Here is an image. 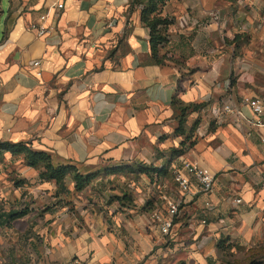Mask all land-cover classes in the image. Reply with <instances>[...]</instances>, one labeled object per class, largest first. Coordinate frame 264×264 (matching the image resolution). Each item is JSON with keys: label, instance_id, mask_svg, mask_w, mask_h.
Segmentation results:
<instances>
[{"label": "crops", "instance_id": "1", "mask_svg": "<svg viewBox=\"0 0 264 264\" xmlns=\"http://www.w3.org/2000/svg\"><path fill=\"white\" fill-rule=\"evenodd\" d=\"M143 2L0 0V143L96 174L82 189L71 173L59 185L5 151L0 221L25 213L0 225V264H210L219 239L264 231V126L224 110L253 119L248 101L264 104V0H167L162 61ZM174 99L192 122L172 166L208 168L213 189L184 195L140 173L138 199L125 197L118 166L157 169L181 148ZM167 199L180 206L165 236L154 213Z\"/></svg>", "mask_w": 264, "mask_h": 264}, {"label": "trees", "instance_id": "2", "mask_svg": "<svg viewBox=\"0 0 264 264\" xmlns=\"http://www.w3.org/2000/svg\"><path fill=\"white\" fill-rule=\"evenodd\" d=\"M167 0H146L143 2L142 8V21L148 24L151 27V44L153 55L159 61H162V57H160V49L163 47L167 40V30L168 27L174 23V19L170 17H163L160 15L161 8L165 5ZM176 105L177 110H179V127L177 129L178 133L183 134L184 132L181 131L183 126H185L186 116L188 113V106L182 105L178 100L174 99L173 101ZM191 145V142L188 139H185L182 144L181 148L174 150V155L177 153L181 154L184 152L185 146ZM5 151H10L13 154H25V159L31 165H41L44 167L43 177L46 179H54L57 181L59 185H62L66 176L71 173L77 183V188L82 189L84 186L89 183L96 174H82L78 172L77 168L71 165H59L54 166L51 164L50 156L45 153L34 152L30 149H27L22 143L18 144H11V143H0V160L3 158V153ZM137 167V173H146L151 167L154 170H158V168H154V166L144 164V163H134L131 165H121L118 166L114 171L115 172H125L126 170L132 171ZM135 171V170H134ZM132 171V172H134ZM92 175V176H91ZM25 211L17 212L12 211L5 214L4 218L1 216L0 225L10 224L15 218L19 217L20 215L24 214Z\"/></svg>", "mask_w": 264, "mask_h": 264}, {"label": "rangeland", "instance_id": "3", "mask_svg": "<svg viewBox=\"0 0 264 264\" xmlns=\"http://www.w3.org/2000/svg\"><path fill=\"white\" fill-rule=\"evenodd\" d=\"M7 3L8 0H2L4 10H6ZM188 119L189 118H187L188 123L186 122L185 126H183V129L181 130L184 132L182 134L184 139H187L186 133L191 127L190 122L192 121H189ZM192 126L195 127L194 123L192 124ZM162 157L164 160L161 167L158 168V171L156 172V170L149 167V170L145 174L149 177V179L153 181L155 180L156 176L159 175L161 177V181L165 182L169 191H172L171 182L173 181L174 171L172 162L175 155L171 154L170 156V153H168V156L162 155ZM149 165L155 166L154 164ZM136 170L137 167L132 170L134 172L126 170L125 172L120 171L118 173V177L116 180H119L118 182H120V185L124 186L125 189H123V192H127L125 197L136 196L138 199L139 194L136 193V187L139 185L138 183L141 182V177H138L140 174L137 173ZM123 175L129 176H125V178H122ZM127 184H130V186H127ZM140 202V207H147L148 204L146 203V201L143 200ZM162 208H164L165 210L167 209V202H164V206ZM20 226H24V223H21ZM210 264H264V231H260L257 234L253 233L252 236L247 237H227L219 239V241H217L216 256L212 258Z\"/></svg>", "mask_w": 264, "mask_h": 264}, {"label": "built area", "instance_id": "4", "mask_svg": "<svg viewBox=\"0 0 264 264\" xmlns=\"http://www.w3.org/2000/svg\"><path fill=\"white\" fill-rule=\"evenodd\" d=\"M59 8L63 7V4H57ZM39 36L44 35L47 29L43 25L32 24ZM255 118H248L244 111L237 106L231 104L225 105L224 110L229 113H234L240 118L245 119L252 125L263 127L264 126V104L260 99H251L248 101ZM173 180L181 194H188L192 191L193 184L197 186V191L202 193L211 192L215 182V175L208 169L197 163L191 161H184L181 166L174 167ZM258 185L264 186V179H260L257 182ZM236 203H240L241 198L235 199ZM167 214L155 212L154 218L158 221L160 230L163 235L167 236L171 233L174 225V219L179 212V202L174 199H167Z\"/></svg>", "mask_w": 264, "mask_h": 264}]
</instances>
